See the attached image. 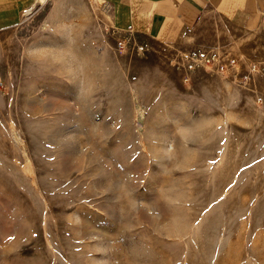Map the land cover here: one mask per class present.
<instances>
[{
	"label": "rangeland",
	"instance_id": "374dc122",
	"mask_svg": "<svg viewBox=\"0 0 264 264\" xmlns=\"http://www.w3.org/2000/svg\"><path fill=\"white\" fill-rule=\"evenodd\" d=\"M109 11L0 30V264H264V23L164 43Z\"/></svg>",
	"mask_w": 264,
	"mask_h": 264
},
{
	"label": "crops",
	"instance_id": "0c3cea01",
	"mask_svg": "<svg viewBox=\"0 0 264 264\" xmlns=\"http://www.w3.org/2000/svg\"><path fill=\"white\" fill-rule=\"evenodd\" d=\"M109 17L125 35L176 43L189 29L210 19L244 30L264 23V0H105ZM39 0H0V30L20 23Z\"/></svg>",
	"mask_w": 264,
	"mask_h": 264
},
{
	"label": "bare ground",
	"instance_id": "6f19581e",
	"mask_svg": "<svg viewBox=\"0 0 264 264\" xmlns=\"http://www.w3.org/2000/svg\"><path fill=\"white\" fill-rule=\"evenodd\" d=\"M31 13V8H28L25 12H24V15H29ZM172 147V146H171ZM170 148V147H169ZM28 161V160H27ZM30 162V161H29ZM28 162V164L25 166V169H26V172H31V167H30V164L31 163H29ZM32 172H33V170H32Z\"/></svg>",
	"mask_w": 264,
	"mask_h": 264
},
{
	"label": "built area",
	"instance_id": "2783aa9c",
	"mask_svg": "<svg viewBox=\"0 0 264 264\" xmlns=\"http://www.w3.org/2000/svg\"><path fill=\"white\" fill-rule=\"evenodd\" d=\"M102 5H105V3L102 2Z\"/></svg>",
	"mask_w": 264,
	"mask_h": 264
}]
</instances>
